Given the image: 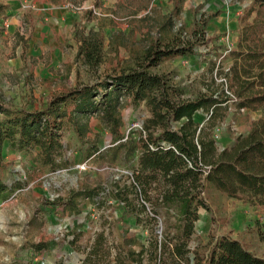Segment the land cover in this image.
<instances>
[{"label":"rangeland","instance_id":"1","mask_svg":"<svg viewBox=\"0 0 264 264\" xmlns=\"http://www.w3.org/2000/svg\"><path fill=\"white\" fill-rule=\"evenodd\" d=\"M0 0V103L10 107H41L52 96L74 86L94 84L112 73L129 57L128 49L139 50L143 34H154L159 15L169 11L171 0ZM253 0H184L179 18L173 19L172 30L199 22L212 13L206 27V42L195 48L194 55L174 56L151 68L165 75L183 98L202 93H229L230 110L224 122L214 129L217 147L231 144L235 136L245 134L252 121L262 112L236 110L234 96L228 90L225 75L230 68L232 50L242 27L255 13L245 14ZM100 29L108 43L114 32L127 47H119L117 56L105 51L102 64L89 69L75 60L74 25ZM133 31V34L131 32ZM167 34L170 31L166 30ZM166 32H164L166 34ZM99 96L93 97L99 100ZM120 132L136 138L148 111L143 104L133 105L122 96ZM76 103L67 104L71 112ZM90 132L81 142L69 126L63 134L66 165L51 170L33 161L34 152L17 150L6 143L3 149V181L16 185L14 191L0 200V264H123L119 240L136 237L149 246L153 234L162 239L166 222L173 217L151 201H144L145 211L133 200V212H125L122 203L111 198L101 201L113 181L129 183L137 164L136 152L125 158V149H117L118 141L100 123L95 114L88 115ZM194 119L203 122L206 114L198 111ZM85 119H83L84 121ZM82 121V122H83ZM180 123H178L179 125ZM96 143L102 155L84 157L87 143ZM85 164V168L78 167ZM94 189L95 200H83L77 212L65 208L72 191ZM130 198H135L133 194ZM204 197L210 211L198 210L189 248L206 253L221 235L240 240L254 254L264 257V206L229 198L208 187ZM100 200V201H99ZM157 213H154V209ZM41 244V250L36 246ZM137 249V247H135ZM98 256L86 260L89 252ZM146 256V255H145ZM119 257V258H118ZM193 261V255L190 254ZM187 264H192V262ZM145 264H161L149 262Z\"/></svg>","mask_w":264,"mask_h":264},{"label":"trees","instance_id":"2","mask_svg":"<svg viewBox=\"0 0 264 264\" xmlns=\"http://www.w3.org/2000/svg\"><path fill=\"white\" fill-rule=\"evenodd\" d=\"M171 1L167 14L159 15L154 34L148 30L139 50L128 49L129 57L119 70L105 74L94 84L77 85L56 94L41 107H7L0 103V170L4 167V142L17 150L34 152L32 159L41 168L56 170L66 165L65 129L71 126L83 142L90 132L87 117L95 114L118 141L117 149H125V158L135 152L137 155L131 181L127 184L114 180L101 201L111 198L122 203L125 212H133V200L138 199L139 210L145 211L144 201H151L153 195L155 205L173 217L172 222H166L163 238L157 239L153 234L148 247L134 236H122L119 256L123 264H145L144 257L161 264H187L191 253L192 264H264V257L228 235L215 238L206 253L189 248L198 210L210 211L204 197L208 187L229 198L264 206V0H253L248 8L245 16L252 13L255 16L242 27L237 49L230 54L233 62L224 73L236 110L249 109L262 114L251 122L247 133L235 136L221 150L214 129L228 115V102L232 99L229 93L213 91L183 98L165 75L151 71L168 58L194 55L195 48L206 42L208 20L219 12L201 22L194 18L189 26L182 23V28L173 31V19L179 18L184 0ZM73 37L78 43L75 60L89 69L102 64L105 51L117 56L119 47H127L114 32L106 44L100 29L85 31L77 24ZM97 96L99 100H94ZM122 96L128 97L133 105L143 104L148 111L141 129L134 132L135 139L127 136L123 140L119 129ZM73 101L76 104L69 112L67 104ZM198 111L206 114L203 122L194 119ZM83 153L86 159L103 154L92 142L87 143ZM15 188L16 185L9 186L3 181L0 171V200ZM130 194L135 198H130ZM96 195L94 189L72 191L65 208L77 212L79 203L93 201ZM42 247L38 244L36 249ZM97 256V252H89L86 260Z\"/></svg>","mask_w":264,"mask_h":264},{"label":"crops","instance_id":"3","mask_svg":"<svg viewBox=\"0 0 264 264\" xmlns=\"http://www.w3.org/2000/svg\"><path fill=\"white\" fill-rule=\"evenodd\" d=\"M9 1H11V0H4V4H5V3L9 4V3H8ZM75 42H76V44H75V48H76L75 51H77V45H78V43H77L76 40H75ZM75 54H76V53H75ZM6 143H7V142H4L3 149H4L5 145H6Z\"/></svg>","mask_w":264,"mask_h":264},{"label":"built area","instance_id":"4","mask_svg":"<svg viewBox=\"0 0 264 264\" xmlns=\"http://www.w3.org/2000/svg\"><path fill=\"white\" fill-rule=\"evenodd\" d=\"M78 167L81 168V169H84L85 168V164H80V165H78Z\"/></svg>","mask_w":264,"mask_h":264}]
</instances>
